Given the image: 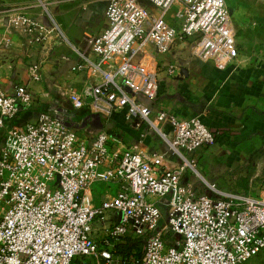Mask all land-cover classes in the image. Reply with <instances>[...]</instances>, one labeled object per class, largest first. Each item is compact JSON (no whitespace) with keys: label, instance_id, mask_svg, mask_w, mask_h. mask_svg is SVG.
<instances>
[{"label":"built area","instance_id":"2783aa9c","mask_svg":"<svg viewBox=\"0 0 264 264\" xmlns=\"http://www.w3.org/2000/svg\"><path fill=\"white\" fill-rule=\"evenodd\" d=\"M54 1L35 0L49 23L11 9L8 22L28 46L44 47L54 38L76 52L70 70L85 78L79 89L63 92L71 106L87 105L104 117L124 111L129 125L145 124L163 144L127 146L106 128L81 138L46 111L20 123L33 103L30 88L18 83L7 94L0 86V264H72L94 256L99 227L100 243L111 248L123 236L143 237L138 264H242L264 250V196L219 188L198 173V152L214 143L213 133L198 117L153 112L148 103L158 82L136 60L148 43L167 53L189 42L195 56L218 66L236 61L226 0H147L154 10L140 0H108L104 28L79 46L49 14ZM174 6L170 24L166 15ZM40 71L32 62L29 79L40 81ZM188 171L197 178L186 182ZM97 183L114 193L94 203L90 190Z\"/></svg>","mask_w":264,"mask_h":264},{"label":"crops","instance_id":"0c3cea01","mask_svg":"<svg viewBox=\"0 0 264 264\" xmlns=\"http://www.w3.org/2000/svg\"><path fill=\"white\" fill-rule=\"evenodd\" d=\"M108 0H55L49 14L65 37L81 45L87 34L102 31L104 10ZM140 2L150 10L147 0ZM231 12L238 51L236 61L218 66L211 59L192 53L189 42L176 43L167 53H157L146 44L136 60L152 71L158 82L157 97L148 103L151 110L167 111L178 120L198 117L214 135V143L199 150L198 165L206 176L224 189L264 196V0H226ZM9 9L50 22L35 0H0V86L9 94L18 83L27 84L33 96L32 106L19 115V122L34 121L39 112L63 118L67 126L81 138H90L98 128H106L128 146L142 141L144 146H157L147 126L133 127L124 111L109 117L93 114L87 105L73 107L63 92L77 90L84 72L70 69L78 62L75 51L54 38L44 47L28 46L8 22ZM176 6L166 15L175 23ZM38 61L41 80L29 79V66ZM173 68L170 72L169 69ZM100 116V119L98 117ZM190 181L189 174L185 176ZM257 185V186H256ZM94 184L90 196L111 195ZM225 186V187H224ZM114 190L112 189V193ZM104 199V198H103ZM103 234L102 229L94 235Z\"/></svg>","mask_w":264,"mask_h":264},{"label":"rangeland","instance_id":"374dc122","mask_svg":"<svg viewBox=\"0 0 264 264\" xmlns=\"http://www.w3.org/2000/svg\"><path fill=\"white\" fill-rule=\"evenodd\" d=\"M141 1H143V3L145 2L144 0H141ZM4 134H5L4 128H0V144H1V141L3 139ZM154 137H155V141H157V143L163 144L157 135H154ZM197 171L202 176L209 179V177L205 175L204 170L200 167V164L199 165L197 164ZM187 174H189L190 180H194L195 178H197V175L195 173H191L188 171ZM212 181L219 188H223V186H220L215 180H212ZM97 185H99V186H97V188L100 189V187H101L102 190L106 186L105 184H101V183H97ZM226 187L228 188L229 191H232V188H230L229 186H226ZM106 189L110 195H112L114 193V192L112 193V189L114 190V188L111 187L110 185H107ZM257 191H258L257 189H252L250 194L251 195H257V194H255V192H257ZM233 192H237V190H234ZM93 198H94L95 203H98L101 199L106 198V197L103 195L98 196L96 193H94ZM167 200H168V195L164 197L163 201L165 202ZM3 213H4L3 211H0V215H2ZM110 215H111V212L105 213V216L107 219H109ZM116 219H114V220H116ZM162 223H163V221L161 220L159 222V225H161ZM97 235H99L98 236L99 238H97L99 240V252L94 256L86 257V258L81 259V260L79 258L75 259L72 261V264H119V259H117L112 253L113 248L107 247L104 243H100L101 242V236L103 234L100 235L98 233ZM106 254H107V256H105ZM82 261H84V262H82ZM133 264H136V263H133ZM242 264H264V250H262L257 255H255L254 257H252L251 259H249L248 261H246Z\"/></svg>","mask_w":264,"mask_h":264},{"label":"trees","instance_id":"16d2710c","mask_svg":"<svg viewBox=\"0 0 264 264\" xmlns=\"http://www.w3.org/2000/svg\"><path fill=\"white\" fill-rule=\"evenodd\" d=\"M144 249L145 239L143 237L126 235L119 238L114 244L112 253L119 259V264H138ZM79 259L81 260V258Z\"/></svg>","mask_w":264,"mask_h":264},{"label":"water","instance_id":"95a60500","mask_svg":"<svg viewBox=\"0 0 264 264\" xmlns=\"http://www.w3.org/2000/svg\"><path fill=\"white\" fill-rule=\"evenodd\" d=\"M98 119H100V116L98 117Z\"/></svg>","mask_w":264,"mask_h":264}]
</instances>
